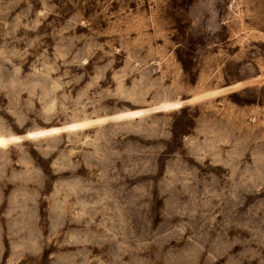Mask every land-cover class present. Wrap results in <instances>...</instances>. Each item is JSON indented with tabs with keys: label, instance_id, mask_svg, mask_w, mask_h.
<instances>
[{
	"label": "rangeland",
	"instance_id": "obj_1",
	"mask_svg": "<svg viewBox=\"0 0 264 264\" xmlns=\"http://www.w3.org/2000/svg\"><path fill=\"white\" fill-rule=\"evenodd\" d=\"M0 264H264V0H0Z\"/></svg>",
	"mask_w": 264,
	"mask_h": 264
}]
</instances>
